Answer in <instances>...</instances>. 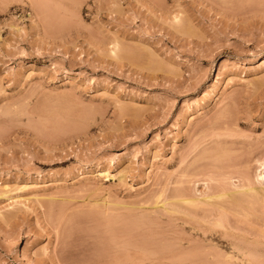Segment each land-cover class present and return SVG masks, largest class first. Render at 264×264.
<instances>
[{"label":"rangeland","instance_id":"1","mask_svg":"<svg viewBox=\"0 0 264 264\" xmlns=\"http://www.w3.org/2000/svg\"><path fill=\"white\" fill-rule=\"evenodd\" d=\"M263 62L264 0H0V264H263Z\"/></svg>","mask_w":264,"mask_h":264},{"label":"bare ground","instance_id":"2","mask_svg":"<svg viewBox=\"0 0 264 264\" xmlns=\"http://www.w3.org/2000/svg\"><path fill=\"white\" fill-rule=\"evenodd\" d=\"M263 63H264V62H263ZM232 137H234V136H232ZM225 141H226V140H225ZM226 142H227V141H226ZM229 142H230V140H229ZM222 143H225V142H222ZM222 143H221V144H222ZM233 143H234V142H233ZM228 145H229V144H228ZM226 146H227V145H226ZM226 146H225V149L228 148V147H226ZM235 146H236V144H235ZM223 147H224V146H223ZM210 149H211V148H210ZM230 149H231V148H230ZM228 150H229V149H228ZM231 151H232V150H231ZM203 152H204V151H203ZM205 152H206V151H205ZM224 152H225V151H224ZM226 153H229V152H226ZM230 153H231V152H230ZM220 154H221V153H220ZM222 154H223V153H222ZM222 154H221V155H222ZM224 154H225V153H224ZM224 154H223V155H224ZM229 155H230V154H227L228 157H229ZM245 155H246V154H245ZM206 156L208 157L207 153H206ZM206 156H205V157H206ZM249 156H250V155H249ZM249 156H248V157H249ZM214 157H215V161H217V160H216V157H217V156H214ZM214 157H211V159L213 158V160H214ZM219 157H220V156H219ZM222 157H223V156H222ZM238 157H239V156H238ZM240 157H241V156H240ZM201 158H204V157L202 156ZM220 158H221V157H220ZM235 158H237V157H235ZM199 159H200V158H199ZM207 159H209V158H207ZM224 159L226 160V158H224ZM228 159H229V158H228ZM238 159H239V158H238ZM222 160H223V159H222ZM229 160H230V159H229ZM242 160H243V159H242ZM201 161H202V160H201ZM220 161H221V160L218 159V162H217V163L219 164ZM233 161H234V160H233ZM236 161H238V160L236 159ZM240 161H241V160H240ZM245 161H246V160H245ZM245 161H244V162H245ZM223 162H224V161H223ZM223 162H222V163H223ZM229 162H231V161H229ZM244 162H243V163H244ZM246 162H247V161H246ZM212 163H214V162H212ZM212 163H211V164H212ZM217 163H214V164H217ZM226 163H227V161H226ZM241 163H242V162H241ZM241 163H240V164H241ZM204 164H205V162L203 163V165H204ZM218 164H217V165H218ZM220 164H221V162H220ZM220 164H219V165H220ZM228 164H229V163H228ZM231 164H232V163H231ZM236 164H237V163H236ZM236 164H235V165H236ZM238 164H239V163H238ZM246 164H247V163H246ZM199 165H201V164H199ZM207 165H208V164H207ZM226 165H227V164H226ZM260 165H261V168H264V162H262ZM195 166H196V165H195ZM208 166H209V165H208ZM236 166H237V165H236ZM202 167H203V166H202ZM205 167H206V165H205ZM209 167H211V166H209ZM216 167H217V166H216ZM221 167H222V166H221ZM226 167H229V166H226ZM230 167H231V165H230ZM241 167L243 168L244 165L241 166ZM248 167H249V166H248ZM219 168H220V167H219ZM234 168H235V167H234ZM196 169H198V167H197ZM205 169H206V168H205ZM205 169H204V170H205ZM220 169H222V168H220ZM236 169H237V168H236ZM238 169H239V168H238ZM240 169H241V168H240ZM204 170H203V171H204ZM222 170H223V169H222ZM225 170H226V168H225ZM244 170H245V169H244ZM262 170H263V169H262ZM185 171H186V170H185ZM226 171H227V170H226ZM230 171H231V170H230ZM239 171H240V170H239ZM221 172H222V171H221ZM242 172H243L244 175L242 174ZM222 173H223V172H222ZM224 173H225V174L223 175V176H224V180H226L225 176L227 177L229 174L226 175L227 172H225V171H224ZM228 173H229V171H228ZM232 173H233V172H232ZM239 173H240L239 176H241V178H242V182H244V181H243L244 177H246L245 180H246V179L249 180V178H251V177H248V176H250V175H248V172L241 171V172H239ZM239 173H238V171H237V174H239ZM188 174H189V173H188ZM202 174H203V173H202ZM190 175H191V174H190ZM263 175H264V173H262V171H261V172H259V174L257 175V177H259L260 179H261V178L263 179V178H264ZM185 176H186V175H185ZM204 176H205V175H204ZM187 177H188V176H187ZM229 177H230V176H229ZM235 177H236V176H235ZM229 179H230V178H229ZM177 180H178V179H177ZM257 180H258V178H257ZM257 180H256V181H257ZM184 181H185V180H184ZM249 181H250V182H249ZM249 181H245L246 184H248L249 187H246V186H244V185H243V186L241 185V187L245 188V190H244L243 188L241 189V188L239 187L240 189H239V191H238L239 193H243V194H245L247 197H248V194H250V195L252 194V192H253V190H254V188H252V186L255 184V183H254V184L252 183L251 179H250ZM174 182H175V180H174ZM178 182H179V181H178ZM245 182H244V184H245ZM248 182H249V183H248ZM175 183H176V182H175ZM251 183H252V184H251ZM260 183H261V182L258 181V184H259V185H260ZM176 184H177V183H176ZM250 184H251L252 186H251ZM231 185H234V184L231 183ZM262 186H263V185H262ZM255 187H256V185H255ZM175 188H176V187H175ZM235 188H236V187H235ZM259 188H260V187H259ZM176 189H177V188H176ZM176 189H175V190H176ZM257 189H258V188H257ZM222 190H223V189H222ZM225 190H226V189H225ZM231 190H232V189H231ZM237 190H238V189H236L235 192H233V193H236ZM242 190H244V191H242ZM258 190H259V189H258ZM219 191H220V190H219ZM219 191H218V192H219ZM248 191H251V193L248 192ZM261 191L264 193V187H262V190H261ZM261 191L259 190V191H257V193H258V192H261ZM176 192H178V191L176 190ZM182 192H184V191H182ZM218 192H217V193H218ZM227 192H228V190L225 191V192H221V193H219L218 195L216 194V196H214L213 194H211V195H212L211 197L208 196V197H209V198H208V197L206 196L208 199H207V198H205V199H207L206 201L212 199L213 197H216V198H215L216 200H217V198L220 199V197H221V198L225 197V199H227V197H226V196H227ZM246 192H247L248 194H247ZM254 192H255V191H254ZM254 192H253V194H254V196L257 198V194H256V192H255V193H254ZM185 193H186V194H185ZM185 193H182L183 195H184V194L186 195V196L184 195V197H183V199H182L181 194L178 195V193H177V196H175L176 194H174V192H173V195H174L173 199H174L175 201H176V200H177V201L179 200L180 203H181V201H182L183 203H181V204H184V203L187 201L188 206H189V205L191 206V203H192V206H193V204H194L193 207H198L199 204H198V203H195V202H198V201H194V200H195L194 198H192V199H193V200H192V199H191L192 195L190 196V194H187V192H185ZM233 193H232V194H233ZM239 193H238V194H239ZM214 194H215V193H214ZM243 194H242L241 196H240V194H239V195H237V196H239V197H237L236 199H233L232 204L234 203L233 205L236 206V207L233 206V207H232L233 209H231V207H230L231 205H230V204H229V207H230L231 210L227 207L228 205H226L225 208L223 207L222 209H220L222 206H224V204H220V206L222 205L221 207H220V206H218V207L215 206L214 208L212 207L213 210H211V211L213 212L214 209H215L216 211H218V215L222 212L221 210H224V211H232V210H233V211H232L233 213L238 212V213H240V215L244 214V213H241V212H243V211L245 212V210H246V211L249 210V209H245V208H246V207L249 208V206H251V208H252V205H253V204H251V203H250L251 205H249V202H251V201H249L248 198H249V197H254V196H253V194H252V196H249L248 198H246V197L244 196V197L247 199V201H248V203H247V201L244 202V200H246L245 198L242 199ZM258 194H259V193H258ZM230 195H231V193L229 194V196H230ZM259 195H261V194H259ZM259 195H258V196H259ZM178 196H181V199H180V197H179V199H178ZM187 196H188V197H187ZM189 196H190V197H189ZM235 196H236V194H235L234 196H230V197H228V199L230 198V199L232 200L231 197L235 198ZM261 196H263V195H261ZM261 196H260V200H261V199L263 200L264 197L261 198ZM186 197H187V198H186ZM240 197H241V198H240ZM255 197H254V198H255ZM188 198H189V199H188ZM202 198H203V197H202ZM239 198H240L241 200H239ZM254 198H253V199H254ZM173 199H172V200H173ZM186 199H187V200H186ZM196 199H197V197H196ZM215 199L213 198L212 200L215 201ZM225 199H224V201L226 202ZM185 200H186V201H185ZM220 200H222V199H220ZM258 200H259V199H258ZM262 200H261V201H262ZM241 201H242V202H241ZM263 201H264V200H263ZM173 202H174V201H173ZM173 202H172V203H173ZM193 202H194V203H193ZM200 202H202V201H200ZM222 202H223V200H222ZM222 202H221V203H222ZM227 202H228V201H227ZM253 202H254V201H253ZM96 203H97V202H96ZM175 203H176V202H175ZM175 203H174V204H175ZM212 203H215V202H212ZM212 203H211V205H212ZM230 203H231V201H230ZM243 203H245V204H247V205H249V206L245 205L246 207H244V206L241 205V204H243ZM259 203H260V202H259ZM262 204H263V203H262ZM172 205H173V204H172ZM185 205H186V203H185ZM200 205H201V204H200ZM240 205H241V206H240ZM175 206H176V204H175ZM206 206H207V205H206ZM234 207H235V209H234ZM240 207H241V208H240ZM243 207H244V209H243ZM171 208H174V207L172 206ZM175 208H177V207H175ZM175 208H174V209H175ZM216 208H217V209H216ZM226 208H227L228 210H227ZM236 208H237V209H236ZM251 208H250V209H251ZM179 209H180V208H179ZM210 209H211V208H210ZM238 209H239L240 211H239ZM242 209H243V210H242ZM169 210H170V209H169ZM219 210H220L221 212H220ZM234 210H235V211H234ZM241 210H242V211H241ZM182 211H183V210H182ZM182 211H181V212H182ZM174 212H175V210H174ZM174 212H173V213H174ZM177 212H179V211L176 210V213H175V214H178ZM212 212H209V213L212 214ZM219 212H220V213H219ZM232 212H231V213H232ZM173 213H172V214H173ZM179 213H180V212H179ZM205 213H207V212L205 211ZM205 213H203V215H204ZM209 213H208V215L205 214V216H206L207 218L211 216V218H212V215L210 214V216H209ZM213 213H214V212H213ZM238 213H235V214L237 215ZM246 213H248V215H249V211L245 212V216L247 215ZM90 214H91V213H90ZM93 214H94V213H93ZM175 214H173V216H174ZM183 214H185V211H184ZM221 214H224V212L221 213ZM142 215H143V214H142ZM178 215H179V214H178ZM185 215H186V214H185ZM187 215H188V214H187ZM203 215H202V216H203ZM218 215H217L216 219L220 220L221 218H219ZM248 215H247V216H248ZM85 216L87 217V214H86ZM127 216H128V215H127ZM127 216H126V217H127ZM171 216H172V215H171ZM183 216H184V215H183ZM190 216H191V215H190ZM202 216L200 217V215H199L200 218L205 217V216H203V217H202ZM224 216H226V215H224ZM242 216H244V215H242ZM77 217H78V216H77ZM77 217H76L75 219H78ZM83 217H84V216H83ZM191 217H192V216H191ZM193 217H194V215H193ZM193 217H192V218H193ZM196 217H197V216L195 215V218H196ZM79 218H81V217H79ZM99 218H100V217H99ZM168 218H170V217H168ZM171 218H172V217H171ZM173 218H174V217H173ZM200 218H199V219H200ZM87 219H89V218H87ZM100 219H101V218H100ZM136 219H137V218H136ZM106 220H107V219H106ZM134 220H135V219H134ZM148 220H149V219H148ZM173 220L175 221L176 219L174 218ZM191 220H193V219H191ZM203 220H204V218H203ZM209 220H210V218H209ZM218 220H217V221H218ZM115 221H116V220H115ZM136 221H137V220H136ZM153 221H154V220H153ZM153 221H152V222H153ZM168 221H169V220H168ZM200 221H201V220H200ZM205 221H206V219H205ZM211 221H212V220H211ZM211 221H210V222H211ZM217 221H216V224H215L216 227H217V226H218V227H222V226H224V225H223V222H221L222 220L218 221V222H220V224H221L222 226H221L219 223H217ZM241 221H242V220H241ZM76 222H77V221H76ZM93 222H94V221H93ZM119 222H120V221H119ZM133 222H134V221H133ZM176 222H177V221H176ZM182 222H183V221H182ZM212 222H213V221H212ZM214 222H215V221H214ZM214 222H213L212 224H214ZM77 223H79V222H77ZM107 223H108V222H107ZM137 223H138V222H137ZM168 223H169V222H168ZM202 223H203V221H202ZM206 223H207V221H206ZM102 224H103V223H102ZM105 224H106V223H105ZM105 224H104V225H105ZM159 224H160V223H159ZM170 224H171V223H170ZM175 224H176V223H175ZM185 224H186V223H185ZM195 224H196V223H195ZM203 224H204V223H203ZM208 224H209V223H208ZM218 224H219L220 226H219ZM110 225H112V224H110ZM140 225H141V224H140ZM147 225H148V224H147ZM166 225H167V224H166ZM197 225H198V224H197ZM99 226H100V225H99ZM108 226H109V225H108ZM177 226H178V224L175 225V226H173V227L176 229ZM212 226L214 227V225H212ZM72 227H73V226H72ZM88 227H89V226H88ZM94 227H95V226H94ZM105 227H106V226H105ZM148 227H149V226H148ZM148 227H147V228H148ZM150 227H152V226H150ZM153 227H154V226H153ZM164 227H165V226H164ZM170 227L172 228V226H170ZM170 227H166V228H169V229H170ZM70 228H71V227H70ZM81 228H82V226H81ZM81 228H80V229H81ZM86 228H87V227H86ZM91 228H92V227H91ZM97 228H98V227H97ZM107 228H108V227H107ZM131 228H132V227H131ZM199 228H200V227H199ZM134 229H135V228H134ZM175 229H174V230H175ZM179 229H181V228H179ZM75 230H76V229H75ZM86 230H87V229H86ZM86 230H85V231H86ZM105 230H106V229H105ZM110 230H111V228H110ZM110 230H109V231H110ZM119 230H120V229H119ZM154 230H155V229H154ZM154 230H153V231H154ZM166 230H168V229H166ZM73 231H74V230H73ZM80 231H81V230H80ZM85 231H84V233H85ZM127 231H129V230H127ZM127 231H126V232H127ZM151 231H152V230H151ZM182 231H183V230H182ZM198 231H200V230H198ZM78 232H79V231H78ZM81 232H82V231H81ZM113 232H114V230H113ZM135 232H136V231H135ZM183 232H184V231H183ZM189 232H190V231H189ZM200 232H201V231H200ZM202 232H203V231H202ZM75 233H76V232H75ZM75 233H74V234H75ZM82 233H83V232H82ZM101 233H102V232H101ZM153 233H154V232H153ZM155 233H156V232H155ZM71 234H72V233H71ZM89 234H90V233H89ZM129 234H130V233H129ZM129 234H128V235H129ZM158 234H159V233H158ZM160 234H161V233H160ZM176 234H177V233H176ZM189 234H190V233H189ZM189 234H188V236H189ZM203 234H205V233H203ZM203 234H202V235H203ZM102 235H103V234H102ZM105 235H106V234H105ZM108 235H109V234H108ZM135 235H136V234H135ZM135 235H134V236H135ZM148 235H149V234H148ZM170 235H171V234H170ZM172 235H173V233H172ZM177 235H179V232H178ZM181 235L183 236V234H181ZM69 236H70V235H69ZM93 236H94V235H93ZM130 236H131V234H130ZM137 236H138V235H137ZM137 236H136V237H137ZM185 236H186V233H185ZM203 236H204V235H203ZM85 237H86V236H85ZM91 237H92V236H91ZM101 237H102V236H101ZM123 237H124V236H123ZM186 237H187V236H186ZM195 237H196V236H195ZM88 238H89V237H88ZM124 238H125V237H124ZM126 238H127V236H126ZM129 238H130V237H129ZM129 238H127V240H128ZM160 238H161V237H160ZM170 238H171V237H170ZM170 238H169V239H170ZM196 238H197V237H196ZM158 239H159V238H158ZM174 239H178V240H179V238H174ZM189 239H190V238H189ZM191 239H192V238H191ZM70 240H71V239H70ZM119 240H120V239H119ZM123 240H124V239H123ZM125 240H126V239H125ZM127 240H126V241H127ZM199 240H200V239H199ZM72 241H73V240H72ZM130 241H131V240H130ZM132 241H133V240H132ZM181 241H182V239H181ZM193 241H194V240H193ZM193 241H192V242H193ZM120 242H121V240L119 241V243H120ZM171 242L173 243V241H171ZM187 242H188V241H187ZM196 242H197V240H196ZM196 242H195V243H196ZM207 242H208V241H207ZM73 243H74V242H73ZM79 243H80V242H79ZM79 243H77V244H79ZM85 243H86V242H85ZM109 243H110V242H109ZM131 243H132V242H131ZM174 243H177V242H174ZM197 243H198V242H197ZM80 244H81V243H80ZM114 244H115V243H114ZM120 244H121V243H120ZM122 244H123V243H122ZM125 244H126V243H125ZM132 244H133V243H132ZM177 244H178V243H177ZM73 245H74V244H73ZM75 245H76V243H75ZM116 245H118V243H117ZM207 245H208V244H207ZM106 246H107V245H106ZM130 246H132V245H130ZM179 246L182 247L181 245H179ZM184 246H185V245H184ZM186 246H187V245H186ZM75 247H76V246H75ZM91 247H92V246H91ZM95 247H96V246H95ZM112 247H113V246H112ZM118 247H120V246H118ZM121 247H122V246H121ZM137 247H138V246H137ZM175 247H177V245H176ZM203 247H204V246H203ZM207 247H208V246H207ZM209 247H211V246H209ZM214 247H215V246H214ZM122 248H123V247H122ZM125 248H126V246H125ZM125 248H124V250H125ZM172 248L174 249V246H173ZM184 248H185V247H184ZM199 248H200V247H199ZM66 249H67V248H66ZM77 249H78V250H77ZM77 249H75V250H77V251H75V253H77V254H80V252H89V250H88L87 248H85V247H84V249H81V248H80L81 250H79V248H77ZM98 249H99V248H98ZM110 249H111V248H110ZM115 249H116V248H115ZM173 249H172V250H173ZM185 249H186V248H185ZM188 249H189V248H188ZM190 249H191V248H190ZM195 249H196V248H195ZM197 249H198V248H197ZM128 250H129V249H128ZM128 250H127V251H128ZM172 250H170V251H172ZM206 250H208V249H206ZM209 250H210V248H209ZM93 251H95V250H93ZM115 251H116V250H115ZM117 251L122 252L121 250H118V249H117ZM134 251H135V250H133V257H134V255H136V254L134 253ZM139 251H140V250H139ZM150 251H151V250H150ZM174 251H175V250H174ZM176 251H177V250H176ZM112 252H114V251L112 250ZM136 252H137V251H136ZM192 252H193V251H192ZM192 252H191V253H192ZM151 253H152V251H151ZM183 253H184V252H183ZM188 253H189V251H188ZM191 253H190V254H191ZM193 253H194V252H193ZM64 254H65V253H64ZM70 254H71V253H70ZM77 254H76V256H77ZM81 254H83V253H81ZM81 254H80V255H81ZM98 254H99V253H98ZM112 254H113V253H112ZM130 254H131V253H130ZM179 254H180V253H179ZM185 254H186V253H185ZM248 254H249V253H248ZM248 254H247V255H248ZM106 255H107V254H106ZM113 255H114V254H113ZM113 255H112V256H113ZM115 255H116V254H115ZM125 255H128V254H125ZM63 256H64V255H63ZM71 256H72V255H71ZM73 256H75V255H73ZM118 256H119V255H118ZM121 256H122V255H121ZM137 256H138V254H137ZM200 256H201V255H200ZM253 256H254V255H253ZM98 257H99V256H98ZM115 257H116V256H115ZM115 257H114V258H115ZM135 257H136V256H135ZM186 257H187V256H186ZM197 257H198V256H197ZM65 258H67V257H65ZM99 258H100V257H99ZM99 258H98V259H99ZM104 258H105V257L103 256V259H104ZM110 258H111V257H110ZM118 258L121 259V258H123V256H122V257H118ZM124 258H126V257H124ZM130 258H132V257H130ZM138 258H139V257H138ZM253 258H255V257H253ZM59 259H61V258H59ZM126 259H127V258H126ZM126 259H123V260H124L125 262H127L128 260L126 261ZM136 259H137V258H136ZM190 259H191V258H190ZM198 259H199V258H198ZM85 260H86V259H85ZM91 260H92V259H91ZM100 260H101V259H100ZM256 260H257V257H256ZM261 260H262V259H261ZM97 261H98V260H97ZM109 261H110V260H109ZM131 261H132V259H131ZM133 261H134V260H133ZM133 261H132V262H133ZM137 261H138V260H137ZM191 261H192V260H191ZM194 261H195V260H194ZM257 261H258V260H257ZM66 262H67V261H66ZM100 262H101V261H100ZM113 262H114V260H113ZM122 262H123V261H120L119 263H122ZM125 262H123V263H125ZM129 262H130V260H129ZM140 262H141V261H140ZM140 262H139V263H140ZM179 262H180V261H179ZM182 262H183V261H182ZM189 262H190V261H189ZM251 262H252V261H251ZM106 263H107V262H106ZM106 263H104V264H106ZM109 263L111 264L112 262L110 261V262H108V264H109ZM116 263H117V262H116ZM119 263H118V264H119ZM130 263H131V262H130ZM133 263H136V262H133ZM191 263H192V262H191ZM90 264H91V263H90ZM95 264H96V262H95ZM100 264H102V263H100ZM114 264H115V262H114ZM128 264H129V263H128ZM137 264H138V263H137ZM185 264H186V263H185ZM257 264H258V263H257ZM263 264H264V263H263Z\"/></svg>","mask_w":264,"mask_h":264}]
</instances>
